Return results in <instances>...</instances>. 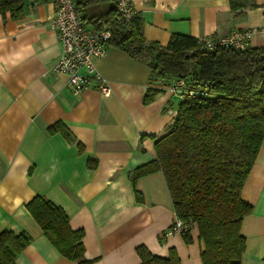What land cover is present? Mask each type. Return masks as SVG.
Masks as SVG:
<instances>
[{"label":"crops","instance_id":"obj_1","mask_svg":"<svg viewBox=\"0 0 264 264\" xmlns=\"http://www.w3.org/2000/svg\"><path fill=\"white\" fill-rule=\"evenodd\" d=\"M105 1L80 12L87 28L114 6ZM248 1L255 5L233 11L229 0H131L148 41L165 45L172 34L205 38L250 29L249 46L261 47L264 0ZM53 15L52 0L26 1L20 18L0 14V232L31 237L15 264H77L61 255L27 210L35 195L61 206L70 227L83 230L84 255L94 264H140V245L162 257L174 251L181 264H203L196 227L189 242L165 233L175 213L163 173L132 176L155 158L154 139L172 124L178 94L113 43L93 60L110 94L94 86L74 94L67 76L52 70L60 53ZM149 86L160 91L144 104ZM57 122L81 142L82 152L60 133L47 132ZM88 158L96 160L94 168ZM241 197L252 205L241 224L242 264H264V139Z\"/></svg>","mask_w":264,"mask_h":264},{"label":"trees","instance_id":"obj_2","mask_svg":"<svg viewBox=\"0 0 264 264\" xmlns=\"http://www.w3.org/2000/svg\"><path fill=\"white\" fill-rule=\"evenodd\" d=\"M26 1L49 0H0V14L20 18ZM102 1L76 0V8L82 13ZM254 5L229 0L233 11ZM99 18L114 24L109 45L146 62L154 79L168 83L181 78L191 91L179 99L167 131L154 139L155 158L137 167L133 179L155 170L163 173L175 216L198 230L203 264H242L241 224L252 205L241 197V189L264 139V46L207 50L201 38L181 34H172L161 45L144 38L137 13L128 23H119L113 6ZM82 19L86 21L85 16ZM159 91L149 86L143 103H150ZM47 132L60 133L82 152L81 142L63 123L53 124ZM87 165L94 168L96 160L88 158ZM26 208L61 255L77 264H94L84 255L83 230L70 227L61 206L35 195ZM181 235L190 241L189 231ZM30 241L26 233L0 232V264H15ZM137 253L140 264H181L174 251L162 257L140 245Z\"/></svg>","mask_w":264,"mask_h":264},{"label":"built area","instance_id":"obj_3","mask_svg":"<svg viewBox=\"0 0 264 264\" xmlns=\"http://www.w3.org/2000/svg\"><path fill=\"white\" fill-rule=\"evenodd\" d=\"M52 1L54 5L52 26L60 43V53L52 70L67 76L68 84L74 94L94 86L104 96H108L111 92L108 81L98 72L93 60L107 53L114 24L99 18L96 19L94 28H87L76 8V0ZM114 7L119 23H128L137 13L131 0H114ZM251 34L250 29H240L233 30L224 36H207L201 38V41L207 50L217 47L244 49L249 46ZM169 89L177 93L179 99L183 98V94H191L181 78L170 82ZM191 226L190 222H184L175 216L173 224L165 233L182 234L189 231Z\"/></svg>","mask_w":264,"mask_h":264},{"label":"rangeland","instance_id":"obj_4","mask_svg":"<svg viewBox=\"0 0 264 264\" xmlns=\"http://www.w3.org/2000/svg\"><path fill=\"white\" fill-rule=\"evenodd\" d=\"M99 5L106 6V5H107V2H106V1L99 2ZM90 6H91V5H90ZM88 7H89V6H88ZM90 8H91V7H90ZM90 8L88 9V12H90V10H91ZM176 99H177V98L175 97V98H174V103H176V102H177V100H176ZM178 101H179V98H178Z\"/></svg>","mask_w":264,"mask_h":264}]
</instances>
